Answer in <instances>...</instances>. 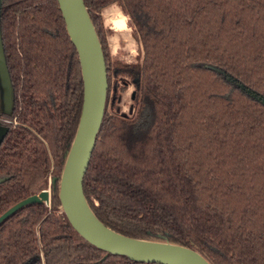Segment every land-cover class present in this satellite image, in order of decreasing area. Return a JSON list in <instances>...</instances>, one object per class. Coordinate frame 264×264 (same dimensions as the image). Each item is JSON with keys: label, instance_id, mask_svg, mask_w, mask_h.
<instances>
[{"label": "trees", "instance_id": "trees-1", "mask_svg": "<svg viewBox=\"0 0 264 264\" xmlns=\"http://www.w3.org/2000/svg\"><path fill=\"white\" fill-rule=\"evenodd\" d=\"M107 66L101 11L132 17L142 59L136 116L110 114L83 180L96 217L117 233L167 240L211 264H264V105L207 67L264 95V0H84ZM1 31L15 92L0 146V214L56 177L51 202L0 226V264H156L108 254L61 211L59 178L82 110L75 46L57 0H3Z\"/></svg>", "mask_w": 264, "mask_h": 264}, {"label": "water", "instance_id": "water-1", "mask_svg": "<svg viewBox=\"0 0 264 264\" xmlns=\"http://www.w3.org/2000/svg\"><path fill=\"white\" fill-rule=\"evenodd\" d=\"M67 33L76 48L83 83V103L80 121L67 152L59 178L61 211L73 229L88 243L108 254L123 255L142 263L156 264H211L199 251L171 243L167 240L129 237L105 226L89 206L83 190V180L92 156L107 106V66L101 41L84 3V0H57ZM3 0H0V113L11 115L15 92L7 65L1 31ZM235 84L242 92L264 105V95L253 90L222 68L207 65ZM9 126L0 121V146L9 132ZM1 178L0 181H3ZM51 177L49 187L12 204L0 214V226L22 209L32 204L51 202V187L56 182Z\"/></svg>", "mask_w": 264, "mask_h": 264}, {"label": "rangeland", "instance_id": "rangeland-1", "mask_svg": "<svg viewBox=\"0 0 264 264\" xmlns=\"http://www.w3.org/2000/svg\"><path fill=\"white\" fill-rule=\"evenodd\" d=\"M102 12L105 17L110 19L115 18V9L108 8L107 6L102 9L101 13ZM103 31L105 34L110 59V95L107 111L110 114L133 119L135 118L137 112V103L135 101V97L136 82L138 81V77H131L123 72L125 70L124 65L136 64L141 61L142 52L140 55H136V45L140 42L132 36V33L129 34L123 30L117 31L115 33L106 31L104 24ZM110 36L112 51L109 49L108 38ZM113 53H119V55L116 56ZM129 59H133L134 62L126 63L125 61ZM47 187H49V182Z\"/></svg>", "mask_w": 264, "mask_h": 264}, {"label": "clouds", "instance_id": "clouds-1", "mask_svg": "<svg viewBox=\"0 0 264 264\" xmlns=\"http://www.w3.org/2000/svg\"><path fill=\"white\" fill-rule=\"evenodd\" d=\"M108 8L115 9V18H108L105 17L103 12L101 13V16L103 18V24L106 31L115 33L117 31H126L127 33L131 34L135 31V25L132 23V17L128 14H126L123 9L120 7L119 4L113 3L108 6ZM109 39V49L112 51V45H111V36ZM137 52L136 55H140L142 52L143 45L142 43H138L136 45ZM114 55L118 56L119 53H113ZM126 63H133V59H129L125 61ZM134 90V89H132Z\"/></svg>", "mask_w": 264, "mask_h": 264}]
</instances>
